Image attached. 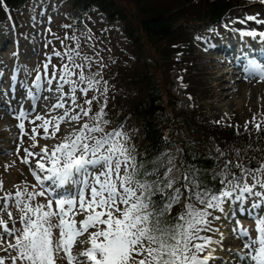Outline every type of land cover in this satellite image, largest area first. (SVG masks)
<instances>
[{
	"label": "snow or ice",
	"instance_id": "obj_1",
	"mask_svg": "<svg viewBox=\"0 0 264 264\" xmlns=\"http://www.w3.org/2000/svg\"><path fill=\"white\" fill-rule=\"evenodd\" d=\"M81 37L86 42L92 40L91 30L80 35L66 33L63 39L56 37L64 51L54 49L43 64V73L34 77L37 91L47 85L48 92L60 94L49 111L65 108L66 85L70 86L72 104L79 108L77 113L65 110L58 117L35 115L32 122H42L45 139L49 138V127L55 129L50 134L55 137L61 131V122H80L82 117H89L97 99H86V108L77 104L78 92L87 96L100 86V69L104 68L100 63L97 71H91L94 60L81 47ZM65 40L72 44L66 45ZM53 57L60 60L59 67L51 63ZM244 73L247 78L264 82V64L249 61ZM103 84L102 95L108 91L107 81ZM29 92L38 98L31 89ZM101 104L91 116V125L80 124L74 138L69 135L53 148L39 146L35 142L37 128L32 129L21 162L31 164L29 157H40L35 159V169H30L37 183L31 189L17 185L14 193L0 196V210L7 217L0 218V250L7 254L0 257V264H215L224 237L215 222L222 215H233L229 209L234 203L239 211L248 213L255 226L249 229L236 222L232 231L243 241V247L232 254L237 264L245 259L250 264H264V211H256L264 205V164L247 168L224 161L223 169L211 177L218 181L217 188L208 183L200 168L177 160L179 149L177 155L164 152L151 161L138 160L122 125L110 132L102 126L109 121L105 119L106 101ZM26 115L21 111L17 119ZM18 127L23 132L24 123ZM256 129L261 131L262 126L257 124ZM66 186H72L74 194L58 191ZM37 197H44L45 202H38ZM10 201L19 209L16 217L8 211ZM177 206L179 211L173 215ZM5 236L10 240L3 247ZM219 259L225 264L223 258Z\"/></svg>",
	"mask_w": 264,
	"mask_h": 264
},
{
	"label": "rangeland",
	"instance_id": "obj_2",
	"mask_svg": "<svg viewBox=\"0 0 264 264\" xmlns=\"http://www.w3.org/2000/svg\"><path fill=\"white\" fill-rule=\"evenodd\" d=\"M113 1L126 10L127 18L133 24L136 23L139 10L144 4L164 5L170 9L178 8L181 11L180 15L176 17L177 24L181 25L183 31L187 29V34L191 32L197 40L193 60L195 66L198 67L204 77L203 81L197 79H193L192 81L195 83L199 82L201 85L203 84V89L200 88L197 91L196 86L191 85L188 91L187 84L184 82V78L180 77L179 71L169 67V72H164V75L161 77L163 89L170 96L169 103H176V108L180 111L187 110L191 117H196V123L203 125L207 130L209 128L214 131H219L222 128L233 129L238 138L243 140L248 138L249 143L254 142L258 138V142L262 147L252 154L260 157L254 160V162L261 161L257 165L264 164V82H260L257 78L241 76L240 70L234 68V63L237 64L236 66H246L249 61L264 64V56L259 53V46L255 43L253 35L240 29L231 30L230 27L225 25V21L230 20V16L233 15L234 17L236 14L239 16V13L250 16L252 11H256L255 16H261V20L264 21V3L261 0H247L248 2L245 4L235 6L226 12L217 23L211 24L208 21V17L206 18L208 13L205 14V0ZM69 8L70 2L67 0H31L20 8L15 13V16L10 15L8 19L6 18V21L0 20V105H2L0 106V110L1 107L6 108L3 115L0 112V181L3 182L4 189L3 192H0V196H3L5 192L14 193L16 190L15 186L17 185L31 189V186L37 183L30 170L35 169V158H29L32 161L31 164L21 162V158L25 155L24 149L29 147V143L31 142L30 138L33 135V128H37L35 142L41 147L47 146L48 148H52L58 145L67 135L74 136L80 124L86 122L91 125L93 123L91 116L100 109L102 106L101 101H106L105 119L109 121L107 125L102 126L105 127L106 131L110 132L122 125V130L126 131L130 136V143L134 145L137 157L144 156L142 143L139 140V130L134 124L127 122L129 117H126L127 113H125V111L133 109L132 105L137 100L134 92H137V90L133 88V91H130L125 82L130 72V69L127 70V67L131 66L132 68L134 59L130 58V61L128 60L129 45L123 34L121 22L117 20L109 22L101 13L92 10L91 14L86 19H81L79 24H76V18H72V23H70L67 21ZM64 25H71L72 27L66 29L63 27ZM229 26H231V23ZM256 27H258L257 29L255 28L258 31V35L255 37L264 39V35H261L264 32H261L260 29L264 27V23L259 22ZM89 29L93 38L86 42L85 38L81 37V47L89 56L93 57L94 64L91 71H97L100 63L104 65V68L100 69L102 71L100 86L94 91H89L87 96L81 95L78 92L77 104L86 108L88 107L84 103L86 99H92L93 97L97 99L91 105L92 111L89 117H82L80 122H61V131L57 132L55 137H51L50 135L55 129L49 127V138L45 139L44 130L40 127L42 122H32L35 115L39 114L45 116V118H50L51 116L58 117L65 110L69 114L77 113L79 112V108L75 104H72L70 86L66 85L65 92L67 95L65 98L67 101L64 98L65 108L49 111L51 104L48 106V103H44V97L51 96L58 99L60 94L55 91L52 93L48 92L46 90L47 85L44 86L45 90L37 91L33 83L34 77L38 72L43 73V64L47 62V58L52 55L54 49L64 51V47L56 37L63 39L66 33L71 36L73 32L76 35H80V33L86 32ZM223 37L225 39L223 43H226V45L230 44L229 46L232 45L230 48L232 52L230 51L229 53L224 48L219 50L214 49V46L218 45V42ZM236 42L238 44H235ZM65 44L71 45L72 42L65 40ZM233 46H239L241 50H245L242 60L240 56L238 58L232 56L235 51ZM262 47L264 48V45ZM263 48H260V50L263 51ZM141 50L143 57L151 59L154 55L152 51L149 53L148 47L145 44ZM96 53H99V55L97 56ZM155 57L157 58L158 56L155 55ZM51 63L57 67L60 66V60L56 57L52 58ZM154 68L159 71V67ZM48 72L51 75V66ZM223 74H226L229 79L219 80ZM105 80L107 81L108 91L102 95L103 81ZM55 84L56 82L54 81L53 89L55 88ZM242 85L245 88L244 97L239 96V88ZM19 89L28 94L29 97L26 100H19L17 103H13L8 95L11 91ZM30 89L38 98L33 97L31 99ZM187 93L195 94L188 97ZM127 94L131 96L130 105H127V100H123ZM223 94L225 96L222 98ZM21 111L27 115L25 118L18 120L17 117ZM19 123H24L23 132L18 127ZM245 124H247V130H245ZM257 124L262 126L261 131H257ZM176 128L177 130L170 135L172 145L167 151L173 155H177V149L180 150L179 144H181L182 140L196 143V140L189 133L186 131L185 133L182 132V129L178 126ZM2 131H4L3 134ZM23 133H27V135ZM178 133L180 135L176 139ZM178 141L179 144L176 143ZM202 142V139H200V143ZM201 147L205 148L206 144H202ZM206 148L211 151L209 154L214 156L218 162L217 169L212 174L220 172L224 166L223 162L230 160H232L233 164H241L247 168H257L254 163L244 159L242 154L233 153L231 150L232 154L227 153L223 148L218 146L215 140ZM17 149H19L18 152ZM217 149L220 151L218 152ZM241 152L251 154L246 148H243ZM177 160H180L179 154L177 155ZM45 163L46 166H51L50 163ZM233 170L237 173L240 171V169ZM58 191L71 195L74 194L75 189L72 186H66L65 188L58 189ZM37 201L43 203L45 202V198L37 197ZM11 203L10 201L8 211H11L13 216L16 217L19 215V209L11 206ZM249 204L250 201L246 202L245 207H248ZM256 211H264V205ZM229 212H234L233 215H228L229 219L227 222L229 236L232 239H237L236 234L232 231L237 226V221L245 228L254 229L253 219L249 217L247 212L239 211L238 204L234 203ZM0 218H7L6 213L2 210H0ZM19 226L17 224V227ZM251 234L252 236L256 235L255 231H252ZM209 235L213 234L209 233ZM214 238L217 237L214 236ZM9 240L10 238L5 236L3 247L7 246ZM227 245L225 246L224 244L225 247L223 246L220 249L221 253L218 254V252L216 254L218 259L215 261V264H221L219 258H223L225 264H237L234 259L237 257L232 253L238 252L241 246L243 247V241L237 239L235 244L229 242ZM235 245L236 247H234ZM246 251L248 250L246 249ZM6 255L3 250H0V257H5ZM245 262H247L246 264H250L248 260ZM6 264H10V261H6Z\"/></svg>",
	"mask_w": 264,
	"mask_h": 264
},
{
	"label": "trees",
	"instance_id": "obj_3",
	"mask_svg": "<svg viewBox=\"0 0 264 264\" xmlns=\"http://www.w3.org/2000/svg\"><path fill=\"white\" fill-rule=\"evenodd\" d=\"M29 1L31 0H0V20L6 21L10 15L15 16V13ZM67 1L70 2L67 15V21L70 23H72V18H76V24H79L81 19L84 20L91 14L92 10L101 13L109 22L113 20L121 22L123 34L129 45L128 60L134 59L132 68L131 66L127 67L130 72L125 82L130 91H133V88L137 90L134 92L137 100L132 105L133 109L127 110L125 113H127L126 117H129L127 122L134 124L139 130V140L142 143L144 156L138 157V160L151 161L161 153L167 152L172 145L170 135L177 130L178 126L182 132L186 131L196 140L195 144L190 143L189 140L187 142L182 140L181 144L179 141L176 142L180 148L179 158L183 159L186 164H194L200 168L208 177L210 185L215 184L217 188L219 187L218 181L211 180L214 175L212 172L217 169L218 162L214 156L209 154L211 151L206 148L213 140L227 153L232 154L230 150L236 154L240 153L244 159L255 165L261 162H254L260 157L252 154L262 147L258 138L249 143L248 138L244 140L238 138L233 129L222 128L219 131H214L209 128L207 130L203 125L196 123V117H191L187 110L180 111L176 108V103H169V93L163 89L161 83V77L164 72H169V67L179 71L180 77L184 78V82L187 84L188 91L191 85H195L197 91L200 88L203 89V84L195 83L192 81L193 79L204 80L193 60L197 40L191 32L187 34V29L183 31L181 25L177 24L176 17L181 13L178 8L170 9L164 5L144 4L139 10L136 23L133 24L127 18L126 10L113 0ZM246 2L248 1L205 0V14L208 13L206 18L208 17L209 23L215 24L230 9ZM144 44L148 47L149 53L152 51L154 54L151 59L142 55L141 49ZM155 55L158 57L156 58ZM154 67H159V71ZM194 94L187 93V96H194ZM123 100H127V105H130V94H127ZM179 135L178 133L176 139ZM200 139H202V143H200ZM204 143L206 144L205 148L201 147ZM242 147L252 155L248 152H241ZM178 211L179 206L173 209L172 214L175 215Z\"/></svg>",
	"mask_w": 264,
	"mask_h": 264
},
{
	"label": "bare ground",
	"instance_id": "obj_4",
	"mask_svg": "<svg viewBox=\"0 0 264 264\" xmlns=\"http://www.w3.org/2000/svg\"><path fill=\"white\" fill-rule=\"evenodd\" d=\"M256 11H252V13H251V15L250 16H246L245 14H240L239 13V16H238V14H236L234 17H233V15L232 16H230L231 18H230V20L228 19L227 21H225V25H227L228 27H230L231 28V30H236V29H240V30H244V31H247V32H249V33H255V35H253L254 37V39H255V43L259 46L258 48H259V53L260 54H262L263 56H264V51H262V50H260V48H263L262 46L264 45V39H261V38H256L255 36H257L258 34H257V32L258 31H256V29L259 27V25H258V27H256V25H257V23H259V22H257V21H263V20H261V16H255L256 15ZM233 17V18H232ZM248 17H255L256 19H254V20H250V19H248ZM231 23V26H229V24ZM245 28H248V29H245ZM256 28V29H255ZM261 29V32H264V27H261L260 28ZM263 37V36H262ZM223 40H225L224 39V37L218 42V45H216V46H214V49H217V50H219V49H222V48H224L227 52H229L230 53V48H231V46H229V45H226V43H223L224 41ZM228 43V42H227ZM4 44V43H3ZM235 44H238V42H236ZM234 44V45H235ZM249 44V43H248ZM252 46H253V44H252ZM233 48L235 49V51L233 52V54H232V56L233 57H236V58H238L239 56L241 57V60H242V58H244V54H245V50H241L240 49V47L239 46H233ZM238 48H239V51H238ZM264 49V48H263ZM232 52V51H231ZM248 53V52H247ZM221 55H224V54H221ZM251 55V54H250ZM264 60V59H263ZM237 61H240V60H237ZM234 68L235 69H239L240 70V74H241V76L243 75L244 77H245V73H244V68H245V65H240V66H236V63H234ZM233 77V76H232ZM234 78V77H233ZM226 80V79H229L228 78V76H226V74H223V75H221L220 76V78H219V80ZM18 83V82H17ZM232 88H234V87H232ZM5 90V89H4ZM52 93V92H51ZM12 94V95H11ZM50 94V93H49ZM37 96H38V94H36ZM9 98H10V100L13 102V103H17L19 100L20 101H23V100H26L28 97H29V95L28 94H26L24 91H21V89H19V90H13V91H11L10 93H9ZM47 96V95H46ZM225 96V94H223L222 95V98ZM239 96L240 97H244L245 96V88H244V85H242V86H240V88H239ZM36 97V96H35ZM58 97V96H57ZM33 98V96L31 97V99ZM45 98V97H44ZM65 100H66V98H65ZM44 101V103L46 102V103H48L47 105L49 106V104H52V103H55L56 101H57V99H55L54 97H51V96H49V99H45V100H43ZM67 101V100H66ZM0 106H2V105H0ZM5 109L6 108H4V107H1V110H0V112H1V114L3 115L4 114V112H5ZM70 109V108H69ZM62 115V114H61ZM4 133V131H2V134ZM71 133V132H70ZM75 133V132H74ZM67 136H69V135H67ZM73 138H74V136H73ZM30 144V143H29ZM53 148V147H52ZM39 150V148L38 149H31V151H38ZM30 159H34V158H32V157H29ZM35 159H40V157H35ZM44 162H48L47 161V159H45L44 160ZM49 164V163H48ZM230 210V209H229ZM228 219H229V217H228V215H222V218L219 220V221H217L216 222V224H217V226H219L220 228H221V230L223 231V233H224V237H223V246H224V244H225V246H228L227 244L230 242V243H232V244H235L236 243V241H237V239H232V237H230L229 236V229H228V226H227V222H228ZM224 246V247H225ZM234 247H236V245L234 246ZM233 250H234V248H232ZM241 249H242V246H241ZM244 251L245 252H247L246 251V249H244ZM219 252V253H218ZM217 253L218 254H220L221 252H220V250H218L217 251ZM216 253V254H217ZM235 259V263L237 262V258H234ZM247 259H245L244 261H242V262H240V264H244V262L246 261ZM247 262H245V264H246ZM249 264V263H248Z\"/></svg>",
	"mask_w": 264,
	"mask_h": 264
},
{
	"label": "water",
	"instance_id": "obj_5",
	"mask_svg": "<svg viewBox=\"0 0 264 264\" xmlns=\"http://www.w3.org/2000/svg\"><path fill=\"white\" fill-rule=\"evenodd\" d=\"M257 167H259V165H256Z\"/></svg>",
	"mask_w": 264,
	"mask_h": 264
}]
</instances>
